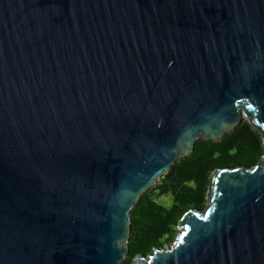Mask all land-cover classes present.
Wrapping results in <instances>:
<instances>
[{"label":"water","instance_id":"obj_1","mask_svg":"<svg viewBox=\"0 0 264 264\" xmlns=\"http://www.w3.org/2000/svg\"><path fill=\"white\" fill-rule=\"evenodd\" d=\"M243 117L264 136V0H0V264H122L143 190ZM178 228L134 262L264 264V152Z\"/></svg>","mask_w":264,"mask_h":264},{"label":"trees","instance_id":"obj_2","mask_svg":"<svg viewBox=\"0 0 264 264\" xmlns=\"http://www.w3.org/2000/svg\"><path fill=\"white\" fill-rule=\"evenodd\" d=\"M263 137L260 129L243 117L219 138H198L194 149L176 158L132 206L130 248L122 264H133L138 253H150L154 245L171 243L181 215L190 208L206 206L211 171L216 166H253L264 152ZM163 194L172 195L169 206L157 200Z\"/></svg>","mask_w":264,"mask_h":264},{"label":"rangeland","instance_id":"obj_3","mask_svg":"<svg viewBox=\"0 0 264 264\" xmlns=\"http://www.w3.org/2000/svg\"><path fill=\"white\" fill-rule=\"evenodd\" d=\"M159 202H165L166 205H170L172 202V195L171 194H163L157 198ZM179 230V228L177 227ZM133 264H136L135 262Z\"/></svg>","mask_w":264,"mask_h":264}]
</instances>
